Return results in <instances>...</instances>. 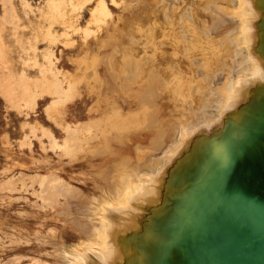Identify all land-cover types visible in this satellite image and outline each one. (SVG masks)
Returning a JSON list of instances; mask_svg holds the SVG:
<instances>
[{
    "label": "bare ground",
    "instance_id": "1",
    "mask_svg": "<svg viewBox=\"0 0 264 264\" xmlns=\"http://www.w3.org/2000/svg\"><path fill=\"white\" fill-rule=\"evenodd\" d=\"M94 1L86 0L84 4ZM143 1L139 0L137 5L129 6L127 10H137ZM152 1L155 5L148 6L149 10L159 5L158 15L153 13L156 11L154 9L151 12L154 15L150 18L128 24L130 30L124 31L122 36L108 32L107 36L100 38V33L104 31L102 25L113 17V13L105 0H98L95 8L91 9L88 21L89 25H97L96 28L77 27V31L82 30L86 35L95 34L93 37L98 46L85 48L82 56L71 60L73 65H69L74 66V73L57 69L52 73L54 82L46 76L48 73L44 74L39 81L42 82L41 87H47V90L41 89L39 92L28 83L25 88V101L35 105L38 96L44 97L46 92L53 94L52 86L56 85L54 94L58 97L48 106L47 114L62 120L66 111L61 109L57 113L56 104L67 97H70V101L74 97L81 99L80 87L86 90L87 97L94 96L93 100L97 99L101 103L116 107L120 100L117 96H131L138 105L131 116H125L116 125L111 124L115 120V112L113 116H108L101 111L110 127L104 131L103 137H97L99 141L91 148L93 158L99 157L102 160L103 166L94 175L97 177L98 188L107 194L109 200L103 204L106 207L98 211L86 208L82 219H90L89 213L95 211L99 216L97 222H90V227H85V230L92 231L89 233L93 239L88 247L100 251L97 254L100 264H125L134 258L136 252L131 235L142 229L148 212L157 209L164 200L169 170L189 154L197 138L210 137L222 129L219 123L221 119L218 118L220 115L232 114L226 120L236 119L240 106L246 104L253 94L264 89V0ZM113 2L117 3L115 0ZM119 22L126 21L122 19ZM240 34L241 39L238 37ZM219 35L226 38L224 41L227 43L231 41L227 37L235 36L237 43L226 44L225 47V42L219 41ZM240 44L245 47H240ZM197 54L203 55L207 70L200 80L203 87L198 90L194 88L190 92L187 86L191 82L187 78L190 76L188 68L192 65L188 56ZM44 58L49 70L54 71L57 65L53 67L52 54H45ZM176 61H179V66L174 65ZM182 66L185 72L177 71ZM217 68L224 72L222 74L219 70L222 74L220 82H217L218 71L217 79L213 81V71ZM60 73L68 84L65 88L58 77ZM126 91L133 93L128 96ZM158 91H163L172 103H159ZM126 103L129 105L130 101ZM230 107H234L232 113ZM168 108L172 115L167 118L164 114L169 112ZM93 109L89 110L90 114ZM122 109L118 108V113H123L125 108ZM235 114L236 117L233 116ZM174 121H177L176 127ZM215 122L218 123V129L211 133L207 126ZM179 123L183 124L181 129L178 128ZM66 129L68 135L65 142L72 140L74 133L81 130L68 125ZM45 130L51 141L58 144L53 132ZM141 133L147 134L142 137ZM168 137L172 138L169 146ZM135 141L149 152L143 162H135L130 155ZM144 141L149 143L145 145ZM45 180L43 184H46ZM57 191L70 198L74 194L82 195L77 188L65 186ZM93 246H100L101 249ZM82 263L87 264L85 261Z\"/></svg>",
    "mask_w": 264,
    "mask_h": 264
},
{
    "label": "rangeland",
    "instance_id": "2",
    "mask_svg": "<svg viewBox=\"0 0 264 264\" xmlns=\"http://www.w3.org/2000/svg\"><path fill=\"white\" fill-rule=\"evenodd\" d=\"M62 1L53 0L52 3L51 0H0V264H83L82 261L87 264H100L97 257L100 251L88 247L93 239L89 233L92 231L85 230V227H90V222H97L99 216L96 211L106 207L103 204L109 198L98 188L94 174L103 164L99 157L93 158L91 148L99 141L97 137H103L104 131L110 127L101 111L108 116H113L115 112V120L111 124L116 125L125 116H131L138 106L131 96V99L117 96L120 104L117 102L116 107L101 103L97 99L93 100L94 96L87 97L86 90L80 87L81 99L73 96L70 101V97H67V101L56 104L57 113L63 109L66 111L63 120L57 119L47 114L48 106L58 97L54 94L56 85L52 86L54 95L46 92L44 97L38 96L35 105L25 101L27 83L39 92L41 89L47 90V87H41L42 82L39 81L44 74L48 73L46 76L54 82L52 73L57 69L74 73V66L69 65H73L71 60L82 56L85 48L98 46L93 37L95 34L86 35L82 30L77 31V27L96 28L97 25H89L88 21L91 18V9L95 8L98 0L90 4H84L86 0ZM105 1L113 17L108 21L109 24L107 22L102 25L104 31L100 33V38L107 36L108 32H116L118 36H122L124 31L130 30L128 24L150 18L154 15L151 12L155 10L153 13L158 15L160 10L157 4L155 10H149L148 6L155 5L152 0H144L140 8L131 11L127 8L137 5L139 0H115L117 3L113 0ZM122 19L126 22H119ZM238 37L241 39L242 35ZM218 39L221 43L226 40L220 35ZM227 39L231 41L223 43L225 47L237 43L235 36ZM240 47L245 45L240 44ZM45 54H52L53 67L57 65L53 68L54 71L49 70ZM188 59L192 66L188 68L190 76L187 79L191 83L187 88L191 92L194 88L198 90L203 87L200 80L207 69L202 54L188 56ZM176 62L174 65L179 66V61ZM177 69L185 72L183 66ZM219 70L224 73L217 68L213 71V81L217 77V82L221 81L222 74ZM58 77L62 80V87H67L63 75L60 73ZM126 92L128 96L133 93ZM157 94L159 103H172L169 97L164 96L163 91H158ZM128 98L129 105L126 103H129ZM122 107L126 111L118 113V108ZM91 108H94L92 114L89 113ZM232 108L234 107H230L231 113ZM168 111L164 114L167 118L172 115L169 114V108ZM222 115L223 117L220 115L218 118L221 119L219 123L223 127L226 117L232 114ZM233 116L236 117V114ZM87 123L93 127H89ZM174 123L176 127L177 121ZM67 125L81 130L78 134L74 133L72 140L65 142L66 134L68 135ZM182 125L179 123L178 128ZM217 126L218 123L215 122L207 127L212 133L217 131ZM44 128L53 132L58 144L51 141ZM146 134L141 133L142 137ZM77 141L79 144H76ZM171 141L172 138L168 137V146ZM137 142L132 146L130 155L135 162H143L149 152L142 149ZM144 143L147 145L149 142ZM44 180L46 184H43ZM64 186L77 188L82 195L74 194L72 198L62 196L57 189H64ZM86 208L96 210L89 213L90 219H82ZM93 247L101 249L100 246ZM84 251L86 255L83 254Z\"/></svg>",
    "mask_w": 264,
    "mask_h": 264
},
{
    "label": "water",
    "instance_id": "3",
    "mask_svg": "<svg viewBox=\"0 0 264 264\" xmlns=\"http://www.w3.org/2000/svg\"><path fill=\"white\" fill-rule=\"evenodd\" d=\"M237 114L169 170L125 264H264V89Z\"/></svg>",
    "mask_w": 264,
    "mask_h": 264
}]
</instances>
